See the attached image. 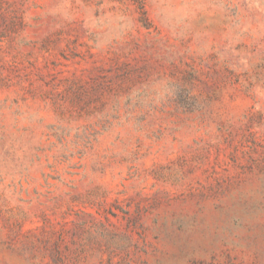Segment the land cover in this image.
Returning a JSON list of instances; mask_svg holds the SVG:
<instances>
[{
  "label": "rangeland",
  "instance_id": "1",
  "mask_svg": "<svg viewBox=\"0 0 264 264\" xmlns=\"http://www.w3.org/2000/svg\"><path fill=\"white\" fill-rule=\"evenodd\" d=\"M0 264H264V0H0Z\"/></svg>",
  "mask_w": 264,
  "mask_h": 264
}]
</instances>
